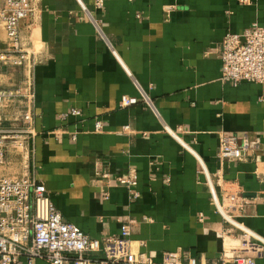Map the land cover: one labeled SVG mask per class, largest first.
<instances>
[{"label":"crops","instance_id":"0c3cea01","mask_svg":"<svg viewBox=\"0 0 264 264\" xmlns=\"http://www.w3.org/2000/svg\"><path fill=\"white\" fill-rule=\"evenodd\" d=\"M96 2L35 0L24 23L26 42L37 50L41 41L30 174L92 239L118 237L131 221L134 250L157 264L182 251L197 264H264V85L223 83L218 53L226 35L264 28V0H103L102 9ZM124 97L138 104L122 107ZM230 134L259 148L222 162L221 137ZM20 155L10 150L0 177L25 175ZM132 169L137 202L114 183ZM208 178L225 213L238 209V225L217 211Z\"/></svg>","mask_w":264,"mask_h":264},{"label":"built area","instance_id":"2783aa9c","mask_svg":"<svg viewBox=\"0 0 264 264\" xmlns=\"http://www.w3.org/2000/svg\"><path fill=\"white\" fill-rule=\"evenodd\" d=\"M1 1L0 21L10 45L0 61L5 66L23 68L27 75L19 89L5 87L0 75V168L7 164L10 150L15 149L21 154L24 168L29 169L32 154L30 144L36 135L33 70L37 62L32 61L31 53L24 50L28 35L23 34V27L34 15L35 0ZM96 7L102 9L103 0H97ZM83 9L86 11L84 6ZM218 53L223 83L235 86L243 82L264 85L263 27L256 24L243 35H226ZM143 99L147 106H153L149 97L143 96ZM136 104L137 99L124 97L122 100V107ZM71 114L80 116L81 112L73 110ZM60 118L65 121L68 114ZM103 128V123L97 121L95 131L102 132ZM167 131L187 149L177 131L168 128ZM72 138L74 141L77 139L76 135ZM258 148L257 141L230 134L221 137L217 157L225 163L241 162L247 152ZM201 167L207 175L203 163ZM208 182L217 211L225 220L238 225L234 220L235 215L239 214L238 209L225 213L209 178ZM114 183L128 191L132 202L140 199L136 169H132L127 176L115 179ZM132 234V222L123 221L120 236L102 241L92 239L65 220L52 202L45 184L35 175L25 173L20 178L0 177V264H20L22 261L35 264L37 260L49 264H157L151 256L134 250ZM145 246V243L140 244L141 248ZM221 259L224 260V256ZM161 264H197V260L190 252L182 251L166 255ZM233 264L256 262L237 257Z\"/></svg>","mask_w":264,"mask_h":264},{"label":"rangeland","instance_id":"374dc122","mask_svg":"<svg viewBox=\"0 0 264 264\" xmlns=\"http://www.w3.org/2000/svg\"><path fill=\"white\" fill-rule=\"evenodd\" d=\"M4 35H5L4 28L0 21V59L2 55H4L5 52L9 49V45H10L7 37ZM34 45L37 46V50L35 48L33 49L32 43L30 44L29 41H27L25 42L24 50L29 51L31 53L32 61L35 60V62H38V59L35 58L36 56H34V53H36V55L38 56L39 54L38 50L41 44L38 42L36 44L34 43ZM0 75L2 77L5 87L19 89L24 84L27 73H25L23 68L10 66V65L5 66L4 62L0 61ZM22 163L23 161L21 162V168H20L21 172L30 173L29 172L30 168L25 169L24 166H22ZM10 178H13V177H10Z\"/></svg>","mask_w":264,"mask_h":264},{"label":"bare ground","instance_id":"6f19581e","mask_svg":"<svg viewBox=\"0 0 264 264\" xmlns=\"http://www.w3.org/2000/svg\"><path fill=\"white\" fill-rule=\"evenodd\" d=\"M38 41L41 42L40 41V38L39 37H36V39L34 40V43L36 44V43H38Z\"/></svg>","mask_w":264,"mask_h":264}]
</instances>
